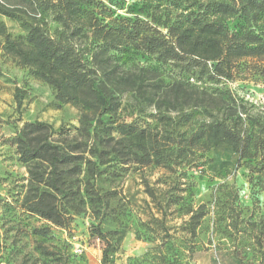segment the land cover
<instances>
[{
    "label": "rangeland",
    "instance_id": "374dc122",
    "mask_svg": "<svg viewBox=\"0 0 264 264\" xmlns=\"http://www.w3.org/2000/svg\"><path fill=\"white\" fill-rule=\"evenodd\" d=\"M102 1L114 17L157 16L169 22L176 14L158 0ZM0 21L13 36L25 38L21 21L2 13ZM240 21L228 22L235 29ZM44 22L51 35L60 34L61 26L51 14ZM105 66L108 71L101 78L120 105L113 117L107 113L101 122L94 120L87 127L89 135L84 128L80 132L82 107L60 102L51 84L0 48V264H104L103 245L91 236L92 224L122 234L107 264H155L146 253L162 242L173 245L169 255L177 257L175 264H264V168L255 159L240 162L225 146L205 150L201 143L193 144L191 133L210 119L208 111L200 105L180 109L185 100L207 104L224 91V99L235 95L257 113L264 104V69L253 62L250 67L257 73L226 82L202 75L187 86L178 65L134 48L111 52ZM112 118L154 134V144L170 167L138 162H146L147 151L127 142ZM35 121L49 125L51 140L64 141L65 131L69 143L96 142L107 160L95 186L104 196L100 206L89 203L80 175L78 192L86 202H80V212L67 225L27 209L29 164L20 160L15 138L26 122ZM199 204H205L207 214L191 235L185 230L188 216L183 210Z\"/></svg>",
    "mask_w": 264,
    "mask_h": 264
},
{
    "label": "trees",
    "instance_id": "16d2710c",
    "mask_svg": "<svg viewBox=\"0 0 264 264\" xmlns=\"http://www.w3.org/2000/svg\"><path fill=\"white\" fill-rule=\"evenodd\" d=\"M190 1L193 0H158L167 5V10L176 12L174 20L163 22L157 16L114 17L102 0H0V13L21 21L26 29L22 39L13 36L0 21V48L51 84L60 102L82 107L80 132L85 129L90 135L87 127L91 128L94 120L101 122L104 114L113 117L120 105L114 90L101 78L108 71L105 62L113 51L134 48L163 63H175L180 80L187 86L191 85L190 79L199 80L202 75L221 82L234 81L243 73H251L253 62L264 69V0ZM48 14L61 26L58 36L51 35L45 27ZM231 18L241 20L235 29L228 22ZM224 95L222 91L207 104L204 100L184 101L181 110L200 105L210 117L191 133V142L201 143L205 150L225 146L238 155L240 162L255 159L264 168V104L253 113L239 97L231 94L224 99ZM111 121L117 123L116 130L127 142H135L138 149L147 151L146 162H138L170 167L154 144V134L133 123L118 122V118ZM48 132V124L35 121L26 122L16 133L20 160L29 164L30 188L25 201L31 212L67 225L73 214L80 212V202H86L78 192L80 175L87 186L89 203L100 206L104 196L96 192L95 186L107 160L96 142L69 143L65 131L61 133L64 141L51 140ZM149 143L151 147L147 149ZM254 179V171L250 170L252 184ZM183 214L188 216L185 230L196 235L207 214L205 204L188 205ZM90 233L103 245L102 262L107 264L118 251L122 234L94 224ZM172 247L164 242L156 244L146 258L155 264H175L177 257L171 259L169 255Z\"/></svg>",
    "mask_w": 264,
    "mask_h": 264
}]
</instances>
